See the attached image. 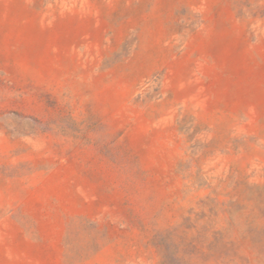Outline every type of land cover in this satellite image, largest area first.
<instances>
[{
  "label": "rangeland",
  "instance_id": "374dc122",
  "mask_svg": "<svg viewBox=\"0 0 264 264\" xmlns=\"http://www.w3.org/2000/svg\"><path fill=\"white\" fill-rule=\"evenodd\" d=\"M0 264H264V0H0Z\"/></svg>",
  "mask_w": 264,
  "mask_h": 264
}]
</instances>
